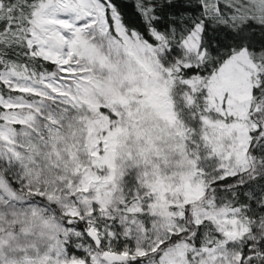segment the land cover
Instances as JSON below:
<instances>
[{
  "label": "snow or ice",
  "instance_id": "obj_1",
  "mask_svg": "<svg viewBox=\"0 0 264 264\" xmlns=\"http://www.w3.org/2000/svg\"><path fill=\"white\" fill-rule=\"evenodd\" d=\"M0 264H264V0H0Z\"/></svg>",
  "mask_w": 264,
  "mask_h": 264
}]
</instances>
